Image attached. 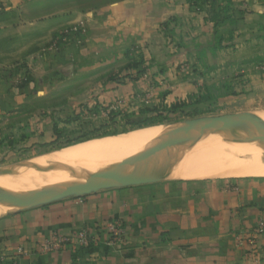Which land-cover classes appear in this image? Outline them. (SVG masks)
Here are the masks:
<instances>
[{"label":"crops","instance_id":"1","mask_svg":"<svg viewBox=\"0 0 264 264\" xmlns=\"http://www.w3.org/2000/svg\"><path fill=\"white\" fill-rule=\"evenodd\" d=\"M31 1L0 0V15ZM232 1L231 18L217 30L209 18L210 3L201 7L190 0L73 3L42 22L45 39L35 42L20 62L23 67L13 72L0 65V115L13 117L23 105L91 77H105L97 85L103 95L91 112L119 103L123 111L119 117L194 96L224 100L249 94L261 100L264 0ZM170 19H175L172 35L162 28ZM69 27H84L86 33L65 37L62 30ZM54 34L58 35L50 42ZM138 55L146 71L135 79L126 77L136 74L128 64ZM21 77L27 80L22 83ZM42 109L17 123L11 133L26 135L29 145L54 141L55 122L59 128L64 122ZM172 177L2 216L0 264H264V229L258 228L264 220V175ZM114 219L123 223L125 241L110 246L106 223ZM84 227L97 238L90 247L40 250L52 235Z\"/></svg>","mask_w":264,"mask_h":264},{"label":"rangeland","instance_id":"2","mask_svg":"<svg viewBox=\"0 0 264 264\" xmlns=\"http://www.w3.org/2000/svg\"><path fill=\"white\" fill-rule=\"evenodd\" d=\"M92 1L95 2L96 0ZM73 3H85V0H33L27 4L24 3L19 5L10 12L0 15V65H3L4 68L10 67L8 70H13V72L19 67H23L20 62L27 56L30 50L33 49L32 46L36 45L35 42L45 39L42 22L51 20L53 17L57 16L55 15L57 12L67 10ZM41 6L42 9L39 10ZM70 28L71 27L66 29L63 28L64 30H62V32ZM35 32L39 34L34 35ZM56 36L54 34L50 42H52ZM24 79L27 80V77H21L22 83ZM104 80L105 77L84 78L74 83L73 87L70 89H65L64 91L45 98H39L31 104L23 105L20 107L18 114H15L13 117H11L10 114L0 115V171L13 169L21 164L32 166V168L29 169L22 168L18 173L0 176V179L6 182L8 186L14 189L16 188L18 191L44 189L58 184V182L56 183V181L54 182L51 179V176L53 174L52 171L57 172H54V174H58L60 170V172H62L64 166L66 168V163H63L62 160H60L62 162L59 161V156L62 157L63 153H65V156L74 152L73 150L77 147H82L86 143L89 144V142L91 143L94 140L99 141L101 139L130 132L154 133L159 130L160 127H174L185 120L194 118L249 112L257 116L260 121L264 123V98L260 100L257 99V97H251L249 94H242L243 96L239 94V97H229L224 100L213 95L194 96L189 97L188 100L181 101L183 104H179L180 106L176 107V109L168 110L160 116L155 110H152L141 114H130L124 117L118 116L115 120L113 119L109 122V116L105 113L110 108L119 106V103L116 105H105V107L99 108L97 117L89 115L92 107L98 105V100H100V96L103 95V92L99 94L100 91H98L97 88L99 87H97V85L100 82L103 83ZM99 90L102 89L99 88ZM103 91L105 92V89ZM229 93L237 95L234 91ZM181 102H177V104ZM40 108H43L42 112H46L47 114L52 113L54 117L58 118V121L64 122L63 127H60L61 131L63 130V136L58 142L52 141L44 144L29 145L27 144L30 143L28 140L30 139L29 137L26 135L22 137L15 136L14 133H11V128H14L17 123H22V120L24 121L25 118ZM119 110H121L120 106L112 111ZM81 113L84 115V118L80 117ZM77 115H79V118L74 122L65 123L67 119L74 118ZM96 118L99 120L97 119L94 121ZM101 118H105V120L102 121ZM190 145L194 144L187 143L184 147L187 148L188 146L190 147ZM81 147H79L78 150ZM184 152L185 151L182 150L180 154L182 159L184 158L183 156H185ZM175 153L177 155L178 150H176ZM181 158L178 164L181 162ZM58 165L61 168L57 169ZM106 165L109 166V164ZM106 165L102 168L107 167ZM176 166L174 170L177 168ZM24 171L26 172L24 173ZM74 172L75 171L71 172L74 177L68 176L67 172L65 176L61 173L64 179L59 178L61 181L60 183L78 180L80 177L89 175L93 170L83 171L81 172L82 175H80V172ZM47 174L49 175L47 176ZM39 177L42 179L39 181L40 183L38 182ZM13 180L14 182L18 180L17 183L26 181L20 183V185L23 186L21 187L14 183ZM53 182L54 184H52ZM24 184L28 185L25 186ZM40 184L42 185L40 186ZM5 210L6 208H4V212L1 213L0 216L5 213Z\"/></svg>","mask_w":264,"mask_h":264},{"label":"bare ground","instance_id":"3","mask_svg":"<svg viewBox=\"0 0 264 264\" xmlns=\"http://www.w3.org/2000/svg\"><path fill=\"white\" fill-rule=\"evenodd\" d=\"M169 131L170 128L165 126L162 128L160 127L159 130H157L154 133L130 132L122 135H116L105 139H101L99 141L94 140L91 143L89 142V144L87 143L85 145L83 144L84 146L82 147L79 146L81 147L79 150H78L79 147L77 148L74 147L77 149L76 150L73 148L74 152L69 154H67L66 152L67 155L65 156H64L65 153L62 152L63 153L62 157L59 156L60 154L58 155L59 161L62 160L63 163H66L65 164L66 168L64 166L62 172H60L61 170L59 169L60 171L58 170L59 171L58 174H54L55 171L54 172L52 171L53 174L51 176V179L54 182L56 181V183L57 182L60 183L61 181L59 180V178H63L67 173L68 176L74 177L73 174L71 173L73 171H75L74 173L76 172L81 173L87 170L88 171L93 170L94 172V171H98L106 164H109L110 166L115 163L124 161L127 158L133 156L134 154L145 150L151 144L157 141L160 137L167 134ZM192 144L194 145H190V147L188 146L187 148L184 147L185 156H183L184 157L183 159L181 158L182 159L181 162L176 166L177 168L174 170L172 174L174 178L175 177L184 178V179H205L210 177L228 178V177L262 176L264 174V144L252 143L245 140H241L236 131H232L229 134H225L222 130L218 128H214L208 136ZM22 168L29 169L32 168V166H26L22 164L17 165L13 169L11 168V169H7L6 171H2L1 173L3 174H0V176L18 173ZM58 168L61 167L58 165L57 169ZM68 170L69 171L72 170V171L69 172ZM25 172L26 171H24V173ZM61 173H63L64 176ZM48 175L49 174H47V176ZM80 175H82V173ZM8 180H9V176H8ZM18 180L16 182H14L13 180V182L16 183L17 185H20L21 182L26 181V180L21 182L19 181L20 183H17ZM40 180L42 179L39 177L38 182ZM76 181L78 180H74V182ZM54 182L52 184H54ZM41 185L42 184H40V186ZM0 189L7 190L10 192H26L21 190L18 191L16 188L14 189L8 186L6 182L2 181L1 179H0ZM4 208H6V210L2 216L15 213L19 209L18 206L15 204L0 203V214L4 212L3 211Z\"/></svg>","mask_w":264,"mask_h":264},{"label":"water","instance_id":"4","mask_svg":"<svg viewBox=\"0 0 264 264\" xmlns=\"http://www.w3.org/2000/svg\"><path fill=\"white\" fill-rule=\"evenodd\" d=\"M169 128L167 134L145 150L124 161L80 177L76 182H63L26 192L0 189V203L15 204L19 212L70 197H85L105 189L164 181L172 176L174 167L180 161V153L184 151L183 145L196 143L208 136L214 128L222 130L225 134L236 131L241 140L264 144V123L249 112L204 116L185 120Z\"/></svg>","mask_w":264,"mask_h":264},{"label":"built area","instance_id":"5","mask_svg":"<svg viewBox=\"0 0 264 264\" xmlns=\"http://www.w3.org/2000/svg\"><path fill=\"white\" fill-rule=\"evenodd\" d=\"M85 33H86V28L84 27H72L70 29L65 30L63 32V35L65 37H68L70 35L73 36L85 35ZM78 40L81 41V39ZM118 107L119 106L112 107L106 113L105 112L104 113L109 116V113L112 110H116ZM89 115H92V117H97L98 113L97 111H93V112L90 111ZM80 117L84 118V115L81 113ZM106 228L108 234L106 243L108 245L115 246V245H122L124 243L125 228L120 220L114 219L107 221ZM258 228L261 230L264 229V220H261L259 222ZM96 241L97 238L96 235L93 233V231L90 228L84 227L74 232H70L68 234L52 235L51 237L47 238L45 241H43L40 244V250L43 252H52L65 248L66 246L69 245H74L75 247L78 248H88ZM252 241H253L252 239H249L247 242H252ZM19 252H23V248L20 247ZM15 264H19V262H16Z\"/></svg>","mask_w":264,"mask_h":264},{"label":"trees","instance_id":"6","mask_svg":"<svg viewBox=\"0 0 264 264\" xmlns=\"http://www.w3.org/2000/svg\"><path fill=\"white\" fill-rule=\"evenodd\" d=\"M190 2L197 6V7H201L202 5H206L208 3H210L211 6V10H210V20L214 22V29L217 30L218 27H220L224 22L228 21L233 13L234 7H233V1L232 0H190ZM175 21V19H170L167 22H164L162 24V28L164 29L166 34L172 35L173 33V29H171L170 24ZM128 68L131 69H135L136 70V74L132 75V74H128L126 77H130L131 79H135L138 76L144 74V72L146 71V66H145V61L143 59L142 56L138 55L137 59H133L129 64H128ZM181 103H175L172 106L169 107H163V108H147L146 110H144L143 112H148V111H152L155 110V112L157 114L162 115L164 114V112L168 111V110H172V109H176V107L180 106ZM123 114V111L119 110V111H111L109 113V117H108V121L111 122L113 119L115 120L116 117L120 116ZM126 116V115H125ZM128 116V115H127ZM79 118V115L75 116L74 118H69L67 119V122L65 123H71L74 122L76 119ZM59 122H55V135H56V139L54 140V142H58L59 140H61L62 136H63V130L61 131V128L58 127ZM83 125V124H81Z\"/></svg>","mask_w":264,"mask_h":264}]
</instances>
